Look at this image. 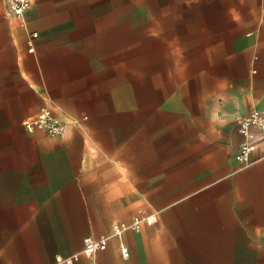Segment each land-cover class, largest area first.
<instances>
[{
	"label": "crops",
	"instance_id": "obj_1",
	"mask_svg": "<svg viewBox=\"0 0 264 264\" xmlns=\"http://www.w3.org/2000/svg\"><path fill=\"white\" fill-rule=\"evenodd\" d=\"M95 1L18 19L0 0V264H264V142L234 160L235 118L264 108V0H180L139 70ZM42 109L62 135L25 130ZM153 212L123 259L112 225ZM85 236L106 249L84 255Z\"/></svg>",
	"mask_w": 264,
	"mask_h": 264
},
{
	"label": "built area",
	"instance_id": "obj_2",
	"mask_svg": "<svg viewBox=\"0 0 264 264\" xmlns=\"http://www.w3.org/2000/svg\"><path fill=\"white\" fill-rule=\"evenodd\" d=\"M30 6V0H4V8L6 13L11 17L22 19L24 13ZM37 36L31 33L28 40L29 51H33L32 40ZM241 141L238 150L234 155L237 164L247 165L250 163L251 155L256 150L259 143L264 142V108L251 110L245 115L238 116L234 120ZM23 127L28 132L35 130H43L47 135L56 137L62 135L66 130L67 123L62 119L54 116L49 110L42 109L37 115L25 119L22 122ZM156 212L151 214L136 213L131 214L128 222H116L112 225L111 235L119 239V251L123 259L129 256L128 248L122 241V235L125 231L131 230L138 232L141 225L152 224L155 219ZM107 236H85L82 240L81 253L86 256H92L98 251H103L107 247ZM79 254H74L64 261L70 263L77 260ZM61 260V259H59Z\"/></svg>",
	"mask_w": 264,
	"mask_h": 264
},
{
	"label": "rangeland",
	"instance_id": "obj_3",
	"mask_svg": "<svg viewBox=\"0 0 264 264\" xmlns=\"http://www.w3.org/2000/svg\"><path fill=\"white\" fill-rule=\"evenodd\" d=\"M195 3V8L207 7L204 1ZM89 1V4H93ZM185 3V4H184ZM96 9L88 8V11H118L119 30L122 36L130 35V48L126 42L121 43V56L131 55L135 57L137 70L144 66V56L147 50L149 28L159 30V25L164 27V20L171 16L169 11H182L187 6V1L180 0H97ZM191 6V4H190ZM115 14V13H114ZM169 30L164 27L163 30ZM175 46V45H173ZM160 48V47H159ZM154 50V49H153Z\"/></svg>",
	"mask_w": 264,
	"mask_h": 264
}]
</instances>
